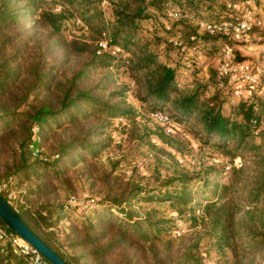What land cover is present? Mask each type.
<instances>
[{"label": "trees", "instance_id": "obj_1", "mask_svg": "<svg viewBox=\"0 0 264 264\" xmlns=\"http://www.w3.org/2000/svg\"><path fill=\"white\" fill-rule=\"evenodd\" d=\"M205 1L219 4L223 16V0ZM54 2L56 11L43 0H0V185L35 183L12 199L1 195L68 264H202L204 242L224 257L222 264H261L264 95L234 100L230 89L223 92L228 85L215 70L181 82L184 72L164 60L169 47L179 51L171 43L160 47L144 26L166 0H112L108 8L100 0ZM183 11L179 21L190 19ZM70 19H80L91 38L68 39L64 31ZM166 32L196 44L189 41L196 32L173 34V23ZM101 40L107 41L106 50H99ZM202 43L199 48L207 52ZM181 64L184 71L191 69ZM120 69L151 119V113H165L190 126L199 147L224 155L229 170L213 161L200 163L197 171L175 169L168 179L158 174L154 191L115 174L117 162L104 168L99 157L111 147L110 121L139 116L125 99L128 88L117 82ZM131 131L137 136L134 127ZM163 131L165 143L177 148L175 130ZM78 166L92 173L90 185L101 187L100 199L86 210L59 202V189L71 187L70 175ZM165 201L189 215L190 234L169 238L170 218L146 206ZM72 209L79 216L67 234L69 253L41 230ZM0 229L14 233L1 219ZM0 264L28 263L2 237Z\"/></svg>", "mask_w": 264, "mask_h": 264}, {"label": "rangeland", "instance_id": "obj_2", "mask_svg": "<svg viewBox=\"0 0 264 264\" xmlns=\"http://www.w3.org/2000/svg\"><path fill=\"white\" fill-rule=\"evenodd\" d=\"M112 1V0H111ZM167 5L163 7L162 11L144 22V26L147 30L153 32L157 37L156 40L160 47L168 44V38L172 35L167 33V29L160 22V16L163 14L165 8L177 7L184 10L185 14L189 15L190 19H183L182 21H174L176 33H191L196 32V20L216 19L221 17L222 8L219 4L212 6L205 0H166ZM255 6L259 9V13L264 20V0H251ZM43 5L47 8H51L54 11L57 10V5L54 0H43ZM262 40L258 45H261L264 50V27L262 28ZM64 35L70 39L73 37H86L91 38V33L85 27H83L80 19H70L66 23V29ZM206 41L207 52L200 48L201 54L206 56L200 67H194L189 70L182 66V62L177 60V52L169 47L168 58L164 60L168 64H172L179 71L184 72L180 77L181 82H188L192 76L206 78L204 72H207L208 76L218 62L220 47L225 41L222 37H206L203 36L202 41ZM166 43V44H165ZM203 44V43H202ZM236 53L239 54V60H249L254 64L264 68V52L259 51L257 44H234ZM202 58V57H201ZM242 58V59H241ZM184 75V76H183ZM118 84H123L128 88L126 93V101L136 107L139 116L133 120L125 118H115L110 121L107 128V132L112 138L111 147L105 150L99 157L104 168H109L110 162H117L114 173L123 176L125 180H134L146 187L147 190H156L154 187L156 181L159 180L158 174L162 179L166 176H173L175 169H184L188 171H197L200 163H208L213 161V158H217L219 162L217 165L229 164L226 162V157L221 153L211 148H200L199 139L195 134V131L187 125L179 123L177 120L172 121L173 129L175 130L173 137L176 140V147H171L165 143V136L163 134V125L158 123L153 118L151 119L148 114L146 105L142 104L138 100L134 83L131 81L128 74L120 69L117 74ZM223 92H229V87L222 86ZM234 99V98H233ZM236 100V99H234ZM131 127L135 128L137 136H131ZM163 127V128H162ZM169 152V153H167ZM71 174V173H70ZM71 187L67 188L63 186L59 189V202L67 200L68 195L75 194L77 197H82L87 194L93 198L100 199V185L95 182V185H90L92 182V173L84 166L76 167L75 173L70 175ZM224 180V179H223ZM222 181V180H221ZM165 183V182H164ZM163 183V184H164ZM35 183L30 182L24 184L21 188L10 187L14 192V196L21 190L29 187H34ZM27 204V202H26ZM26 206V205H25ZM146 206H155L160 209L171 220V229L169 231V238L177 239L181 236H187L193 231L191 227V221L189 215L178 214L177 209H173L169 201L163 203L152 204L146 203ZM23 208V207H22ZM25 208V207H24ZM75 208V207H74ZM184 212V211H183ZM199 208L195 210L198 214ZM79 214L76 209L67 210L64 214L58 218L56 224L50 227H43L41 232L48 233L52 236L55 243L62 251L71 252V248L68 246L67 234L70 231V226L75 218H78ZM54 218V217H53ZM182 227L184 232L181 235H176L174 230ZM201 262L202 264H222L224 257L220 255L216 249L207 242H204L201 246ZM261 264H264V259L261 260Z\"/></svg>", "mask_w": 264, "mask_h": 264}, {"label": "built area", "instance_id": "obj_3", "mask_svg": "<svg viewBox=\"0 0 264 264\" xmlns=\"http://www.w3.org/2000/svg\"><path fill=\"white\" fill-rule=\"evenodd\" d=\"M223 2L225 13L219 20L195 21L196 33L189 36V41L196 43L195 45H189L188 41H184L181 37L172 36L167 41L179 51L176 58H180L186 67L198 68L203 63L198 46L203 42L202 36H225L227 40L220 47L218 62L215 67L216 76L218 79L226 80L234 99L253 100L256 96L264 95V68L249 60L236 59L234 44H259L262 40L261 30L264 27V20L259 13V9L251 0H223ZM100 5L103 8H108L111 5V0H100ZM181 16V9L169 6L165 8L160 16V22L168 30L171 28L172 23L179 20ZM98 45L99 50H106L108 46L106 40L99 41ZM168 65L174 67L172 64ZM203 75L208 76L207 72H204ZM151 116L163 125L166 133L173 131L172 120L167 114L151 113ZM213 162L217 163L219 160L213 158ZM229 168L230 164L225 163V173ZM1 193L8 199L14 197V192L6 183L0 185V195ZM95 204V198L87 194L82 197L71 195L66 201L67 206L82 210L89 209ZM183 232L182 227L174 230V233L178 236ZM2 237H6L10 241L14 252L23 256L28 264H51L17 234H7L0 229V238Z\"/></svg>", "mask_w": 264, "mask_h": 264}, {"label": "water", "instance_id": "obj_4", "mask_svg": "<svg viewBox=\"0 0 264 264\" xmlns=\"http://www.w3.org/2000/svg\"><path fill=\"white\" fill-rule=\"evenodd\" d=\"M256 46L263 51L261 45ZM235 47V49H237ZM0 219L5 226L28 242L51 264H68L55 250L48 246L36 233H34L21 218L20 213L0 195Z\"/></svg>", "mask_w": 264, "mask_h": 264}, {"label": "crops", "instance_id": "obj_5", "mask_svg": "<svg viewBox=\"0 0 264 264\" xmlns=\"http://www.w3.org/2000/svg\"><path fill=\"white\" fill-rule=\"evenodd\" d=\"M236 50V49H235ZM206 59V56L205 55H202V60H205Z\"/></svg>", "mask_w": 264, "mask_h": 264}]
</instances>
